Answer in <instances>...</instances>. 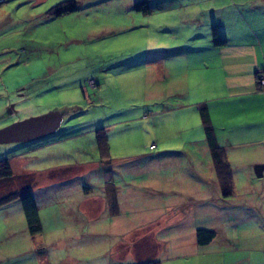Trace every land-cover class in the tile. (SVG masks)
Returning <instances> with one entry per match:
<instances>
[{
	"label": "rangeland",
	"instance_id": "374dc122",
	"mask_svg": "<svg viewBox=\"0 0 264 264\" xmlns=\"http://www.w3.org/2000/svg\"><path fill=\"white\" fill-rule=\"evenodd\" d=\"M257 39L264 0H0V132L57 121L0 138L17 183L34 182L42 226L28 234L19 198L1 205L0 264H264V100L234 99V51ZM99 129L117 159L101 157ZM11 190L0 183V198ZM137 224L152 233L120 240ZM197 229L216 236L197 246Z\"/></svg>",
	"mask_w": 264,
	"mask_h": 264
},
{
	"label": "trees",
	"instance_id": "16d2710c",
	"mask_svg": "<svg viewBox=\"0 0 264 264\" xmlns=\"http://www.w3.org/2000/svg\"><path fill=\"white\" fill-rule=\"evenodd\" d=\"M144 4L146 2H143ZM224 43V41L221 40ZM260 73L264 74V70L258 72L256 75L258 76ZM258 90H262L259 82L257 81ZM202 128L204 129L205 137L207 143H209V148L211 151V159L217 172L218 182L222 183V190L225 192L226 190L229 192V189L232 187L230 178H228V164L225 158L224 150L222 147L218 145L216 138L213 133V129L211 126V121L209 117V113L207 107L202 104L198 108ZM96 143L97 150L99 151L101 157L104 159L109 156V142L107 139V135L101 129L96 131ZM28 177L29 175H23ZM20 178V177H19ZM26 180V179H25ZM0 183L8 184L9 187L12 188L11 191L8 192L6 196L0 198V206L6 204L14 199L19 198L23 215L25 218V223L27 227L28 234L32 237L40 235L42 233V226L40 223L38 208L36 205V201L34 195L31 191L33 187V183L30 180L22 181L19 185L17 183V177L13 175L10 163L7 159L0 160ZM215 233L212 231L197 229L195 231V239L196 244L198 246H206L210 244L214 238ZM139 264H161L158 261H149Z\"/></svg>",
	"mask_w": 264,
	"mask_h": 264
},
{
	"label": "crops",
	"instance_id": "0c3cea01",
	"mask_svg": "<svg viewBox=\"0 0 264 264\" xmlns=\"http://www.w3.org/2000/svg\"><path fill=\"white\" fill-rule=\"evenodd\" d=\"M221 43H223V42H221ZM256 44L258 45L256 50L253 47L250 51H246V52L234 51V66H237L239 63L244 64V66L241 67L240 69L239 68L234 69V99L240 100L241 99L240 96L250 95V96L259 97V100H261V101L264 100V91H262L263 89L258 90L257 75H256L258 72H261L264 70V46H263V43L261 42V39H257ZM216 87H218V86H216ZM240 89H244L245 91H241ZM202 104H204L207 107V110L209 113V108H208L207 104L204 102L201 104H197L198 108ZM209 117H210V121H211V114H209ZM173 119H176V117L174 116ZM56 128L54 129V131L56 130ZM54 131H52V132H54ZM110 151H111V148H110ZM111 159H117V158L108 157L107 159H104V161L105 160H111ZM212 165H213V162H212ZM31 191H32V189H31ZM94 219L95 218H91L92 221ZM112 225H115V224H112ZM152 225L153 224H149V226H148V224H147L145 226L150 228ZM132 227H133V230L129 234H125L126 230L122 231L123 234L120 235L121 236L120 240L130 241V240H132V238H134L133 241H141L144 237H147L148 234L152 233V231L151 232H144L143 228H142L143 226L139 225V224H137V226H135V227L134 226H132ZM166 228H167V226H165V229ZM165 229L162 228L161 230L164 231ZM132 232H133V234L131 235ZM136 233H141V234L135 237L134 235H136ZM149 261H152V260H145L144 262H149ZM144 262H140V263H144Z\"/></svg>",
	"mask_w": 264,
	"mask_h": 264
},
{
	"label": "water",
	"instance_id": "95a60500",
	"mask_svg": "<svg viewBox=\"0 0 264 264\" xmlns=\"http://www.w3.org/2000/svg\"><path fill=\"white\" fill-rule=\"evenodd\" d=\"M56 126V117L53 114H45L27 119L2 130L0 138L5 140L32 139L54 131ZM263 168L261 165L255 166L254 170L257 177L262 176Z\"/></svg>",
	"mask_w": 264,
	"mask_h": 264
},
{
	"label": "built area",
	"instance_id": "2783aa9c",
	"mask_svg": "<svg viewBox=\"0 0 264 264\" xmlns=\"http://www.w3.org/2000/svg\"><path fill=\"white\" fill-rule=\"evenodd\" d=\"M258 82H259L260 86L264 87V74L263 73H260L258 75Z\"/></svg>",
	"mask_w": 264,
	"mask_h": 264
},
{
	"label": "clouds",
	"instance_id": "9594fccd",
	"mask_svg": "<svg viewBox=\"0 0 264 264\" xmlns=\"http://www.w3.org/2000/svg\"><path fill=\"white\" fill-rule=\"evenodd\" d=\"M257 81H258V76H257ZM262 87V86H261ZM264 88V87H263Z\"/></svg>",
	"mask_w": 264,
	"mask_h": 264
}]
</instances>
